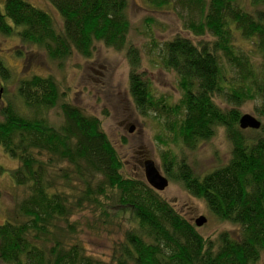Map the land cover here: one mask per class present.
Returning <instances> with one entry per match:
<instances>
[{
	"label": "trees",
	"instance_id": "1",
	"mask_svg": "<svg viewBox=\"0 0 264 264\" xmlns=\"http://www.w3.org/2000/svg\"><path fill=\"white\" fill-rule=\"evenodd\" d=\"M45 1L60 15V31L45 11L25 0H3L0 36L16 37L23 48L35 47L59 63L72 51L91 57L96 43L124 53L136 111L162 125L156 140L164 147V177L203 202L212 223L234 228L200 233L143 177L126 175L98 118L61 102L52 77L33 75L16 80L14 103L3 100L1 86L0 148L17 161L12 188L21 191L7 210L0 188V264H260L264 0H247V5L240 0H144L152 11L176 5L187 13L185 27L194 36L209 37L196 44L176 36L160 47L149 37L147 63L174 74L181 94L174 103L157 96L138 71L140 52L128 39V0ZM236 34L249 45L246 51L235 47ZM17 55L28 59L21 51ZM256 58L262 66H254ZM9 79L0 60V80ZM248 102L260 123L257 129L239 127L240 107ZM50 110H56V123L47 118ZM221 127L229 151L226 163L207 174L195 173L186 151L214 138ZM114 227L120 241L112 245L107 263L88 254L77 237L83 230Z\"/></svg>",
	"mask_w": 264,
	"mask_h": 264
},
{
	"label": "rangeland",
	"instance_id": "2",
	"mask_svg": "<svg viewBox=\"0 0 264 264\" xmlns=\"http://www.w3.org/2000/svg\"><path fill=\"white\" fill-rule=\"evenodd\" d=\"M25 1L45 11L50 16L55 30H61L62 19L47 1ZM240 2L247 5V0H240ZM2 3L3 0H0V8ZM127 16L131 25L128 35L129 43L140 52L141 69L138 71L151 81L157 96L162 94L172 103L176 102L181 94L174 74L162 68H149L147 63L151 58L148 52L149 37L152 36L154 43H157L159 47L176 36L188 38L193 43L202 39L209 40V37L194 36L190 29L185 27L187 13L176 5H170L160 11H152L147 8L144 0H128ZM234 44L237 49L244 51L249 47L237 34ZM19 51L28 55V59L19 57L17 55ZM153 57L156 56L153 55ZM0 60L10 75L8 81L2 83L0 80V85L6 91L4 101L15 102L17 79L33 75L52 77L59 88L61 102H69L85 115H92L100 120L102 130L122 160L127 176L143 177L144 159L153 160L160 173L165 176L161 160V151L164 147L156 140L157 136H161L158 132L162 130V125L158 121L151 120V117L141 116L136 111L129 94V67L124 53H117L113 49L96 43L91 57L84 58L72 51L63 62L59 63L47 59L45 54L35 47L31 50L23 48L16 37L0 36ZM254 66H262V60L256 58ZM218 102L221 103L220 99ZM252 107V103L248 102L240 107V111L243 114L252 115ZM46 115L51 123L58 121L56 110H50ZM227 145L224 129L218 128L214 138L202 143L194 150L186 151V161L193 165L195 173L207 174L226 163L229 156ZM16 166L17 161L8 157L0 148V188L5 190L1 203L7 210L11 209L14 200H18L15 196H18V191H21L19 188H12L14 184L11 180V171ZM8 192H14L15 195L12 196ZM160 195L192 222L200 215L206 216V223L198 227L199 232L205 236L214 235L221 230L231 231L234 228V225L229 223H212L211 217L206 215L204 203L189 195L176 182L169 180L168 186L160 192ZM76 218L78 217L74 219ZM2 222L3 215L0 212V224ZM119 233L120 231L114 227L107 232L83 230L77 237L88 254L107 263L110 261L112 245L120 241ZM260 264H264V252Z\"/></svg>",
	"mask_w": 264,
	"mask_h": 264
},
{
	"label": "water",
	"instance_id": "3",
	"mask_svg": "<svg viewBox=\"0 0 264 264\" xmlns=\"http://www.w3.org/2000/svg\"><path fill=\"white\" fill-rule=\"evenodd\" d=\"M3 93V88L0 86V103L1 96ZM260 123L249 114L242 115L239 118V127L241 129H257ZM132 131V128L129 130ZM143 175L147 184L157 192H162L168 186V180L165 178L156 167L155 163L151 159H146L143 162ZM206 218L202 215L197 217L193 223L196 227H201L206 223Z\"/></svg>",
	"mask_w": 264,
	"mask_h": 264
},
{
	"label": "flooded vegetation",
	"instance_id": "4",
	"mask_svg": "<svg viewBox=\"0 0 264 264\" xmlns=\"http://www.w3.org/2000/svg\"><path fill=\"white\" fill-rule=\"evenodd\" d=\"M193 43V42H192ZM197 44V43H196ZM1 86V85H0ZM146 159L143 160V162L145 161ZM143 162H142V165H143Z\"/></svg>",
	"mask_w": 264,
	"mask_h": 264
},
{
	"label": "bare ground",
	"instance_id": "5",
	"mask_svg": "<svg viewBox=\"0 0 264 264\" xmlns=\"http://www.w3.org/2000/svg\"><path fill=\"white\" fill-rule=\"evenodd\" d=\"M143 178H144V175H143ZM145 180V179H144ZM206 218V217H205Z\"/></svg>",
	"mask_w": 264,
	"mask_h": 264
}]
</instances>
